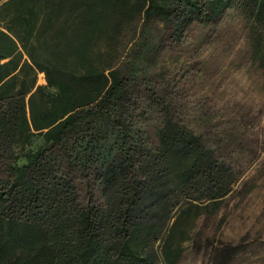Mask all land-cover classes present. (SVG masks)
I'll list each match as a JSON object with an SVG mask.
<instances>
[{
  "label": "trees",
  "instance_id": "trees-1",
  "mask_svg": "<svg viewBox=\"0 0 264 264\" xmlns=\"http://www.w3.org/2000/svg\"><path fill=\"white\" fill-rule=\"evenodd\" d=\"M230 4L0 0V264L177 262L183 211L217 209L240 173L168 106L144 126L148 106L120 44L138 19L161 21L179 42L194 20ZM242 4L251 59L264 71V0ZM74 171L101 200H81Z\"/></svg>",
  "mask_w": 264,
  "mask_h": 264
},
{
  "label": "rangeland",
  "instance_id": "rangeland-1",
  "mask_svg": "<svg viewBox=\"0 0 264 264\" xmlns=\"http://www.w3.org/2000/svg\"><path fill=\"white\" fill-rule=\"evenodd\" d=\"M242 6L231 0L218 18L194 20L179 42L161 21L138 19L122 35L120 60L129 58L134 95L148 106L144 126L159 124L168 106L240 173L217 209L202 202L183 211L175 264H264V71L251 59ZM82 173L74 171L81 200L92 192L101 200Z\"/></svg>",
  "mask_w": 264,
  "mask_h": 264
}]
</instances>
